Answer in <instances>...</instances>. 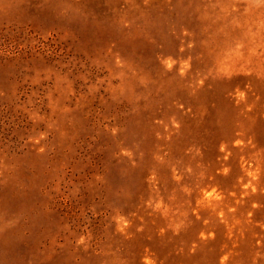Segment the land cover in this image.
Listing matches in <instances>:
<instances>
[{
    "label": "rangeland",
    "instance_id": "rangeland-1",
    "mask_svg": "<svg viewBox=\"0 0 264 264\" xmlns=\"http://www.w3.org/2000/svg\"><path fill=\"white\" fill-rule=\"evenodd\" d=\"M0 264H264V0H0Z\"/></svg>",
    "mask_w": 264,
    "mask_h": 264
}]
</instances>
